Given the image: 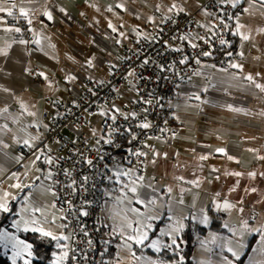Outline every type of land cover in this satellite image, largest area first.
Instances as JSON below:
<instances>
[{
	"label": "crops",
	"instance_id": "obj_1",
	"mask_svg": "<svg viewBox=\"0 0 264 264\" xmlns=\"http://www.w3.org/2000/svg\"><path fill=\"white\" fill-rule=\"evenodd\" d=\"M206 1L0 0V7L13 13L9 16L7 11L0 12V49L8 52L7 56L0 55V197L9 194L12 211L8 213L13 216L0 230H12L22 239L24 231L16 232L11 226L22 217L36 218L46 230L66 236L63 214L52 194V178H47L49 164L36 159L37 155L49 157L54 151L62 153L52 141L41 145L49 136L56 103L73 100L87 78H108L122 60L124 47L142 40L166 16L200 11L198 29L212 25L201 11ZM172 5L176 7L169 11ZM237 7L241 11L233 17L230 31L240 57L232 65L242 67L226 68L216 59L201 60L202 73L191 75L170 100L172 119L167 133L144 142L147 172L139 175L133 168L127 169L134 173L132 179L137 180L139 198L145 204L137 203L136 196L123 188L130 183L126 176L112 178L104 185L98 221L106 247L102 264H148L149 258L162 261L152 248L133 244L129 251L123 246L120 228L125 224V214L128 221H144L128 208L157 217L150 221L153 229L146 245L156 239L171 243L170 237L161 232L176 220L185 225L190 219L195 223L193 258L198 264H223L224 256L234 260L227 247L229 241L234 244L239 240L241 233L247 245L240 258L244 257L243 264H249V258L264 259L255 251L261 233L249 231L264 230V92L246 79L251 75L256 83L264 84V3L241 0ZM20 9L28 15H21ZM49 12L51 20L46 15ZM18 19L26 23L32 39L26 40L15 31ZM238 24L243 25L240 32L249 39L236 34ZM20 40L28 43L21 44ZM199 40L198 31L187 36L188 42ZM133 91L124 87L121 93L125 96ZM121 104L104 107L100 113L87 116L85 124H71L65 132L71 136L84 134L96 144V138L103 137L106 130V118ZM221 148L225 152L217 151ZM141 176L142 181L138 179ZM124 192H128L130 204L127 200L119 202ZM152 198L157 204L146 207ZM225 202L233 207L224 208L227 217L222 219V229L200 234L199 226L209 227ZM34 208L40 211L33 213ZM205 215L207 224L201 223ZM181 240L182 232L177 237L179 245ZM54 242L56 259L66 249L57 248ZM60 243L67 245V241ZM7 252L12 257V252Z\"/></svg>",
	"mask_w": 264,
	"mask_h": 264
},
{
	"label": "built area",
	"instance_id": "obj_2",
	"mask_svg": "<svg viewBox=\"0 0 264 264\" xmlns=\"http://www.w3.org/2000/svg\"><path fill=\"white\" fill-rule=\"evenodd\" d=\"M201 11L212 25L198 29L200 11L170 14L152 26L142 40L124 47L122 60L113 67L108 78H87L73 100L56 103L49 136L41 145L52 141L62 151L48 154L53 159L48 168L53 174L56 205L63 214L66 236L70 237L66 248L70 264H101L106 249L98 222L102 189L109 180L116 178L117 164L124 170L133 168L139 175L147 172L143 156L133 153L143 152L146 140L167 133L172 119L170 100L191 75L202 73L203 53L217 56L222 67L231 66L240 57L238 49L226 50L233 17L241 8H233L229 0H207ZM15 28L20 29L24 39H32L23 20L18 19ZM195 31L200 40L188 42V34ZM221 40L227 43L222 44ZM124 87L134 91L124 96L121 93ZM120 101L123 103L118 107L120 113L128 119L114 110L111 116L115 115L116 120L111 116L106 118V130L103 137L96 138V144H91L84 134L71 136L65 132L71 124L83 125L87 116L100 113L104 107H116ZM42 117L46 118L47 114L43 113ZM142 122H149L151 127L140 128ZM109 133L112 134L111 144L105 142ZM88 159L93 165L87 164ZM85 176L87 181L83 179ZM224 208L223 205L218 208L221 219L227 217ZM84 211L88 212L87 216L82 214Z\"/></svg>",
	"mask_w": 264,
	"mask_h": 264
},
{
	"label": "snow or ice",
	"instance_id": "obj_3",
	"mask_svg": "<svg viewBox=\"0 0 264 264\" xmlns=\"http://www.w3.org/2000/svg\"><path fill=\"white\" fill-rule=\"evenodd\" d=\"M241 2V0H234V2L231 3V6L233 8H235L237 6V4H239ZM262 3H264V0H262ZM176 6L172 5V8L169 9V11H172ZM13 8H15V4H13ZM7 11L8 15L11 16L13 13L11 10H7L5 8L0 7V12H4ZM63 11V9H62ZM244 11H247V9H244ZM21 15L23 16H27L28 13L24 10V9H20ZM47 17L49 20L52 19V14L46 13ZM29 23H31V20H29ZM227 26V25H225ZM111 27V25H110ZM243 27V25H237V29H236V34L237 35H241L242 38L244 40L249 39V36L247 35H243L240 32V28ZM6 31H12V29H5ZM115 31V29H113ZM16 32H19L20 29L16 28L15 29ZM261 31H264V29H262ZM186 38V37H185ZM19 43L21 44H27L28 42L25 40H20ZM36 43H39V41H36ZM221 43H227L224 40H221ZM192 47H196L195 44L192 45ZM176 51H179V49H175ZM0 55L2 56H7L8 52L6 49H0ZM203 55L207 56V55H211V53L209 52H204ZM148 61H144V63L146 64ZM182 63L185 61H181ZM197 63H199V61H197ZM89 64L91 65V61H89ZM232 67L235 68H241L242 66L239 64H234L232 65ZM131 74V73H130ZM41 76H43V73H40ZM45 79H47V77H44ZM69 79H73L72 77H69ZM246 79L248 81H251L253 84H255V87L260 89L262 92H264V84H260V83H256L254 78L251 75H248L246 77ZM5 91H8V89H4ZM205 91H207V89H205ZM197 99H199V97H196ZM148 103H151V101H148ZM234 111H239V109H233ZM4 111H7V109L5 108ZM115 112L120 113V109L116 108ZM105 113H101V115H104ZM121 115H124L125 119H128V116L120 113ZM29 115H35V113H29ZM133 116L136 115V113H132ZM111 119L113 121L116 120V116L112 115ZM6 127V126H5ZM140 128L142 129H147L151 127V124L149 122H142L139 125ZM113 131H118V129H114ZM129 132H131V129L128 130ZM111 133H109V139L106 140V143H113L112 139H111ZM132 139H136V136L133 134ZM24 143L27 145L28 141L25 140ZM41 151V155L43 154V151ZM217 151L219 152H225V150L223 148L221 149H217ZM136 156H144L146 155V153L143 152H136L133 153ZM41 158L40 155L36 156V159L39 160ZM102 158V157H101ZM201 159H206V157H201ZM229 159H232V157H229ZM88 165H93V161L91 159H88L87 161ZM45 163L47 164H52L53 163V159L51 157H45ZM66 175H68V173H65ZM52 172L50 171L47 174V178L51 179L52 178ZM114 175L117 177V179H119L121 176H126L129 178L130 183L129 184H125L123 186V188H127L128 192H131L132 194H134L136 196V202L140 203V204H145V200L140 199L139 198V193H138V186H137V180L136 179H132L134 173L132 172V170H124L121 169L119 167V165H116V171L114 173ZM234 175H241V173H234ZM251 176H255V173H250ZM112 177H109V179H111ZM85 181L88 180V177H84L83 178ZM139 180H143V177H138ZM73 185L76 183L74 180L72 181ZM16 188H21L22 185L21 184H15L13 185ZM24 187H30L28 185H24ZM123 188L121 189V191H123ZM47 190V189H46ZM253 191H255V189H253ZM128 192H124L123 198H118L120 203H123L125 200L128 201V203L130 204L132 202L131 198L128 197ZM53 195H55V192L52 193ZM9 194L5 193L3 197H0V213H8L11 212L12 209L9 207L8 204V200H7V196ZM157 204V201L155 198H152L151 200L148 201V203L145 205L146 207L148 206H155ZM225 208H231L233 207V205L228 204L227 202H225L224 204ZM33 213L40 211L39 208H34L32 209ZM128 212L134 213L137 217H144V221L142 222L141 220L137 219L134 222L133 221H128L127 220V215L125 214V224H123L120 228V236L122 237L123 241H124V247H126L129 251H131L132 249V245H139V246H146L149 248H152L154 251L156 252H160L163 249H173L174 247L176 249L180 248V245L177 242V237L179 236V234L184 230L185 225L179 221L176 220L172 225L169 226L168 230L166 231H162L161 235L162 236H168L171 239V243H165L159 239L156 240H151L150 242L147 243V245L145 244L146 241H149V231L153 229V224L150 222L152 220L157 219L156 216H145L144 213H141L140 210L138 208H128L127 209ZM83 215L87 216L88 212L84 211L82 213ZM133 223H136L138 226L137 227H133ZM201 223L207 224L208 223V217L205 215L203 217V219L201 220ZM15 229L16 232H20V231H24V232H35V233H39L40 236L44 237V238H50L53 241H56V246L57 248H67V245L61 244V241H67L69 240V236H65V235H55L53 234L52 231L50 230H46L42 224L41 221L39 219L33 218V219H24L23 217L21 218V220L15 221L12 225ZM245 228H247V223L245 222ZM125 229H128L130 231H125ZM251 231H255V232H260V246L258 249H255V251H257L259 253L260 256L264 257V230L261 229H250ZM229 245L227 247V251L229 253H231L232 257H234V260H229L228 257L224 256L222 257L223 260V264H235V261L240 260L244 249L247 247V245L243 242V233H241V238L239 240H237L234 244L232 243V241H229ZM0 247H2L3 249H5V251L7 250H11L12 251V264H17V260H22L23 264H32V257L34 256L33 253V245L21 240L19 238L18 235H16L13 232L8 231L7 229L4 230H0ZM223 247V246H222ZM55 255V254H54ZM133 256H135V253H132ZM69 257V252L67 250L63 251L61 255L57 256L56 259L54 260L53 264H64V262L68 259ZM183 260L184 257L180 256L179 257V264H183ZM148 264H165L164 261H157V260H151L149 258ZM203 264V262H202ZM249 264H264V259L261 260H256L255 258H249Z\"/></svg>",
	"mask_w": 264,
	"mask_h": 264
},
{
	"label": "trees",
	"instance_id": "obj_4",
	"mask_svg": "<svg viewBox=\"0 0 264 264\" xmlns=\"http://www.w3.org/2000/svg\"><path fill=\"white\" fill-rule=\"evenodd\" d=\"M231 49H236V41L232 38V34L230 31V44L227 47L226 51H229ZM205 59H217V56H203L202 60ZM12 218L13 216H10L9 213H2V220H0V229L2 228V226L6 225L9 221H11ZM222 226V219L219 217V215L215 214L212 224L209 227L199 226L198 232L200 234H204L208 229L220 231L222 229ZM195 234V223L189 219L187 220L184 230L182 231V240L180 241V248L176 249L174 247L171 250L163 249L156 255L160 258V260L164 262L176 261L179 263V257L183 256V264H198L193 258V252L195 247ZM20 236L23 240H26L27 242L33 245L34 256L32 257V264H53L55 260L54 254L57 250L55 247V242L53 240H51L50 238H44L39 234L32 232H23L20 234ZM244 261L245 259L243 257L238 261V264H243ZM0 264H12V259L9 256V253L5 251L2 247H0ZM64 264L70 263L69 261H67Z\"/></svg>",
	"mask_w": 264,
	"mask_h": 264
},
{
	"label": "rangeland",
	"instance_id": "obj_5",
	"mask_svg": "<svg viewBox=\"0 0 264 264\" xmlns=\"http://www.w3.org/2000/svg\"><path fill=\"white\" fill-rule=\"evenodd\" d=\"M12 228H14L13 226H11ZM9 231V230H8ZM10 232H12V230L10 231ZM22 240V239H21ZM27 242V241H26ZM29 243V242H28ZM10 250V249H9ZM10 252H12L11 250H10ZM19 263V260H17V264Z\"/></svg>",
	"mask_w": 264,
	"mask_h": 264
}]
</instances>
